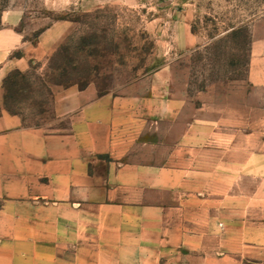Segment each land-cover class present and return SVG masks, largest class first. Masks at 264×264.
Segmentation results:
<instances>
[{
    "label": "crops",
    "instance_id": "1",
    "mask_svg": "<svg viewBox=\"0 0 264 264\" xmlns=\"http://www.w3.org/2000/svg\"><path fill=\"white\" fill-rule=\"evenodd\" d=\"M21 19H0V264H264V128L246 106L198 116L165 90L70 87L55 96L66 130L26 126L5 110V80L58 37L30 42ZM248 80L258 117L264 36Z\"/></svg>",
    "mask_w": 264,
    "mask_h": 264
},
{
    "label": "rangeland",
    "instance_id": "2",
    "mask_svg": "<svg viewBox=\"0 0 264 264\" xmlns=\"http://www.w3.org/2000/svg\"><path fill=\"white\" fill-rule=\"evenodd\" d=\"M8 11L22 15L26 40L52 28L58 37L44 60L5 81V110L26 126L66 130L56 93L91 87L139 99L165 90L198 116L243 105L246 120L264 128L263 109L248 110L259 104L248 72L264 0H0V19Z\"/></svg>",
    "mask_w": 264,
    "mask_h": 264
},
{
    "label": "trees",
    "instance_id": "3",
    "mask_svg": "<svg viewBox=\"0 0 264 264\" xmlns=\"http://www.w3.org/2000/svg\"><path fill=\"white\" fill-rule=\"evenodd\" d=\"M7 79H8V78H7ZM7 79H6V80H7ZM6 80H5V81H6ZM4 85H5V84H4Z\"/></svg>",
    "mask_w": 264,
    "mask_h": 264
}]
</instances>
